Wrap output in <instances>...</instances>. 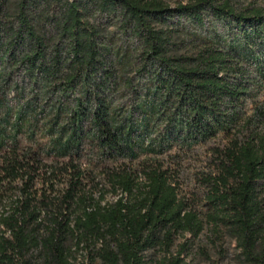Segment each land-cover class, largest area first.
I'll return each mask as SVG.
<instances>
[{"label": "trees", "instance_id": "1", "mask_svg": "<svg viewBox=\"0 0 264 264\" xmlns=\"http://www.w3.org/2000/svg\"><path fill=\"white\" fill-rule=\"evenodd\" d=\"M0 82V147L68 157L1 156L0 264H190L212 236L264 264V0H0ZM220 137L198 205L164 166Z\"/></svg>", "mask_w": 264, "mask_h": 264}, {"label": "rangeland", "instance_id": "2", "mask_svg": "<svg viewBox=\"0 0 264 264\" xmlns=\"http://www.w3.org/2000/svg\"><path fill=\"white\" fill-rule=\"evenodd\" d=\"M166 1L173 6L178 2H184L186 0H166ZM230 1L239 9V7L242 4H247L249 3L250 0H230ZM6 2L9 9L15 10V6L18 3V0H6ZM216 30L218 34L227 37V34L225 35L222 27L216 26ZM201 31L199 32L201 33ZM189 40H194V39H189ZM243 66L246 67L248 73L247 75H249V62L247 61L244 62ZM255 74L256 71H251V75L255 76ZM15 96H16L15 90L9 89L7 92V97L10 100V102L8 104H4L0 106V117L5 116V114L8 113L9 109L11 108L10 113H12L11 114L12 118L10 122L12 123V125H14V123L16 122L15 106L17 105L16 104L17 97ZM255 100H260V102H262L264 100V91L260 90L259 93L256 95ZM247 107L249 112V101H247ZM10 133H11V137L10 135H8L9 137H7L9 140L6 139L4 141V144H6V146L0 147V158L3 155V153L8 151L9 148H12V144H14L17 146L16 148L20 152L30 150L31 153L35 154V156L43 164H53L56 161L68 160V157H59L54 153H51L48 150L49 138L43 133H40L39 131L33 136L26 133L25 129H22L20 131H15L13 129L12 131H10ZM10 138L13 139V143L10 141ZM226 140L227 139L220 137L217 140H212L205 144L195 145L189 151L178 153L175 156L167 158V159H171L172 163H170V166L168 164L165 165L164 168L170 167L172 172L174 170L177 171V173H175L176 171L174 172V175L177 181L180 183L179 184L180 193L181 195L188 198L191 202H195L198 203V205H200L201 201L199 197L202 196L204 192V187L199 185L198 178L199 176H201V172H208L209 168H212L211 166L213 162V157L215 156V153L213 152L214 151L213 148L217 146L222 147ZM85 148H88L87 144ZM87 156L84 153H82L78 158V161L80 162L81 166L84 168H87V165H85L86 164L85 162L87 161ZM144 156L145 155L140 156L138 160H141L142 158H144ZM167 159L165 160L168 161ZM138 160L134 161L132 165L136 166ZM116 164H123L124 166L130 164V161H128V159L120 158L115 162L106 161L104 162L103 165L112 166ZM37 174H41V173L37 172ZM99 178L101 180V183L106 182V179L103 174ZM39 181L40 179L38 176L35 184L38 190L41 187ZM50 191H51L50 194L52 195L55 194L54 190H50ZM197 198H199V201ZM193 252L195 253V255L190 260V264H239L236 255L235 243L229 237L223 238L222 241H218L214 236L208 239L201 238L200 241L196 244L195 248L193 249Z\"/></svg>", "mask_w": 264, "mask_h": 264}]
</instances>
